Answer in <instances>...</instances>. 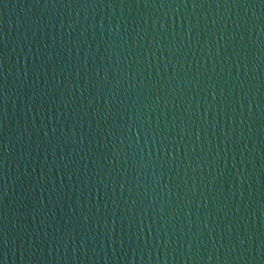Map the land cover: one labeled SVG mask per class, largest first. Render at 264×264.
Here are the masks:
<instances>
[{
    "label": "water",
    "instance_id": "1",
    "mask_svg": "<svg viewBox=\"0 0 264 264\" xmlns=\"http://www.w3.org/2000/svg\"><path fill=\"white\" fill-rule=\"evenodd\" d=\"M264 63V0H0V264H134Z\"/></svg>",
    "mask_w": 264,
    "mask_h": 264
}]
</instances>
